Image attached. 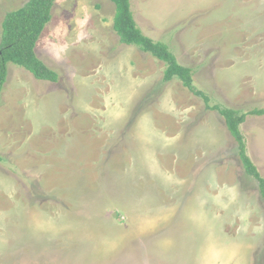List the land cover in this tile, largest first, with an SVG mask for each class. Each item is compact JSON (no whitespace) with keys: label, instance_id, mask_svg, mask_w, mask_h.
Masks as SVG:
<instances>
[{"label":"rangeland","instance_id":"374dc122","mask_svg":"<svg viewBox=\"0 0 264 264\" xmlns=\"http://www.w3.org/2000/svg\"><path fill=\"white\" fill-rule=\"evenodd\" d=\"M27 1L0 0V42L6 13ZM131 3L143 32L193 68L211 106L264 108V0ZM115 13L112 0H59L46 26L68 36L82 18L111 53ZM124 46L126 73L137 52L152 56ZM152 58L141 71L153 87L123 106H54L50 128L37 125L43 109L25 115L2 92L0 264H264V199L224 117L179 79L164 82L166 64ZM241 128L264 175V114ZM25 140L35 141L27 167L14 161Z\"/></svg>","mask_w":264,"mask_h":264},{"label":"crops","instance_id":"0c3cea01","mask_svg":"<svg viewBox=\"0 0 264 264\" xmlns=\"http://www.w3.org/2000/svg\"><path fill=\"white\" fill-rule=\"evenodd\" d=\"M58 3L59 0H56L55 4ZM51 21L48 24H50ZM69 24H71V22H69ZM70 29L72 31L68 36L65 34L62 35V29H60V32L58 30H56L58 32L55 31L57 35L54 34V31H52L54 35L52 33L49 35L50 30H47L46 26L36 46L37 56L58 74L57 81L37 79L25 67L16 63L14 64L13 62L8 63V75L2 91L3 96L6 93L5 97L11 101V104L15 103L18 110H20V108L21 111L26 110L25 115L28 113V106H38V109H43L44 114L37 122L40 128L55 126L54 106H123L125 96H133L139 93V91L146 90V87H153L152 80L154 74L141 71V69L146 68L143 65L144 63L149 64L147 60H154V58H152L153 55H148L146 58L145 55L147 54L144 55V53L137 52L139 56L135 55L134 58H139L136 65L138 70L132 68L129 73H126L125 69L127 68H125V66L126 63L130 62V56L126 55L128 52V49H125L124 46L126 44H121L117 33L118 47H114L110 53V45L104 42L99 44L98 41L95 42L91 39V30H89L90 28L87 27L86 22L83 21L82 18L78 24H76L75 28ZM45 31L48 32V37L46 39L47 41L43 42L42 37ZM39 43H41L42 48L38 49ZM127 57H129V59H127ZM48 61L50 63H56L59 66L55 67L52 65L51 67ZM128 82H131L132 86L127 85ZM30 92L33 93L35 101L32 102H35V104H31L27 98ZM111 96H113V98L115 97L116 101H114ZM1 105L0 109L7 106V104H5V106ZM24 120L25 119L22 118V121ZM74 120L75 118L70 120V126L76 127L77 124L75 122L77 121L75 120L74 122ZM30 123L32 126H36L32 122ZM75 127H73L74 130ZM38 136L42 137L40 134L32 137ZM96 137H98V135ZM45 139H47V137H45ZM34 142L35 141H33V146L30 148V140H25L24 145L18 153L20 156L14 157L16 164L19 163L18 160L20 159V164L18 165L27 167L25 159L29 154V149H34ZM101 143L103 147L104 143ZM6 157L8 159H13L11 155ZM54 157L58 160L56 156ZM73 157L76 158L75 154H73ZM39 162L40 160L37 166L48 165L39 164ZM49 165H51V163H49Z\"/></svg>","mask_w":264,"mask_h":264},{"label":"trees","instance_id":"16d2710c","mask_svg":"<svg viewBox=\"0 0 264 264\" xmlns=\"http://www.w3.org/2000/svg\"><path fill=\"white\" fill-rule=\"evenodd\" d=\"M116 5L113 28L119 41L126 45H136L140 50L150 53L166 64L163 81L179 79L183 86L204 100L207 109L218 111L225 119L226 126L237 142L241 163L247 175L258 183L259 192L264 199V175L248 154L247 140L241 125L249 115H263L264 108H253L244 112L236 108L215 104L210 105L211 97L194 84L193 68L180 63L169 45L146 35L138 25L131 0H112ZM56 0H28L22 7L6 13L2 22L0 42V105L2 90L8 75V63L25 67L37 79L57 81L58 74L49 68L36 54L37 41L52 20V10ZM4 157L0 155V162Z\"/></svg>","mask_w":264,"mask_h":264}]
</instances>
